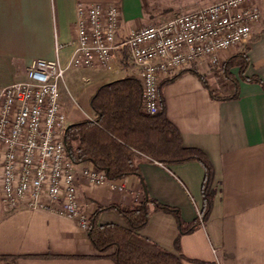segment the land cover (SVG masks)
Returning <instances> with one entry per match:
<instances>
[{
	"label": "crops",
	"instance_id": "obj_1",
	"mask_svg": "<svg viewBox=\"0 0 264 264\" xmlns=\"http://www.w3.org/2000/svg\"><path fill=\"white\" fill-rule=\"evenodd\" d=\"M260 7L263 0H256ZM117 4L121 7L120 35L145 24L143 0H0V86L25 79L27 67L37 58L57 59L64 68L61 104L68 125L95 120L91 99L104 84L133 76L127 55L110 70L73 68L76 46L73 30L79 4ZM246 52L247 77L239 67L232 73L238 87L229 83L222 95L206 62L181 69L161 88L165 115L177 128L184 147L202 150L214 176V196L205 222L179 237L176 217L152 211L139 234L182 258L183 264H264V26L260 23L250 41L222 53L226 60ZM191 69L196 70L195 73ZM202 75L209 87H206ZM211 92L214 94L212 95ZM151 198L179 209L192 222L203 207L205 169L189 160L162 164L144 157L137 160ZM125 184L123 189L117 185ZM142 183L130 175L112 184L91 186L82 182L80 202L90 216L100 206L133 207L142 198ZM98 224L126 226L114 209L99 213ZM178 239V242H177ZM48 256V257H46ZM0 264H116L91 243L88 231L66 217L41 209L5 212L0 196Z\"/></svg>",
	"mask_w": 264,
	"mask_h": 264
},
{
	"label": "built area",
	"instance_id": "obj_2",
	"mask_svg": "<svg viewBox=\"0 0 264 264\" xmlns=\"http://www.w3.org/2000/svg\"><path fill=\"white\" fill-rule=\"evenodd\" d=\"M261 19L256 0H217L120 35L119 5L79 4L71 66L110 70L126 54L141 84L142 111L156 115L163 109L164 80L204 62L220 66L222 53L248 43ZM63 75L57 59L37 58L24 80L0 86V196L5 212L46 210L88 231L91 216L81 205L79 187L112 181L94 164L67 156Z\"/></svg>",
	"mask_w": 264,
	"mask_h": 264
},
{
	"label": "trees",
	"instance_id": "obj_3",
	"mask_svg": "<svg viewBox=\"0 0 264 264\" xmlns=\"http://www.w3.org/2000/svg\"><path fill=\"white\" fill-rule=\"evenodd\" d=\"M248 62L246 52H241L227 58L220 70L215 71V81L222 93L219 99L236 96L230 95L228 90L229 83L235 88L239 84L231 71L233 67H239V75L243 80L262 83L257 76L245 75ZM200 77L205 86L209 87L206 79L202 75ZM163 83L164 81L161 88ZM211 94L214 95L212 92ZM91 106L97 115L95 120L73 123L65 130L68 158L76 163L87 161L94 164L105 171L111 181L136 175L143 186L142 198L131 208L122 209L116 204L98 207L91 216L88 230L91 243L97 251L111 257L116 264H183L181 257L141 236L139 231L147 224L152 211L173 214L178 221L179 237L205 222L214 196L211 187L214 170L208 156L198 148L182 145L177 128L165 115L164 105L156 115L142 111L141 84L133 76L102 85L92 97ZM141 157L162 164L189 160L201 162L205 169L203 207L194 221H183L178 208L162 204L149 196L137 164ZM106 209L116 210L126 226L98 224L99 213ZM111 249L113 251L109 253Z\"/></svg>",
	"mask_w": 264,
	"mask_h": 264
},
{
	"label": "rangeland",
	"instance_id": "obj_4",
	"mask_svg": "<svg viewBox=\"0 0 264 264\" xmlns=\"http://www.w3.org/2000/svg\"><path fill=\"white\" fill-rule=\"evenodd\" d=\"M214 1L217 0H143V6H144L146 22L149 24H154L168 20L177 12L196 10L203 6L211 4ZM261 6L264 5L261 4ZM260 8L262 10V19L260 23L264 26V7H260ZM224 61L225 60L222 58L221 65L212 68L214 80H215V75H214L215 71L220 70ZM112 251L113 249H111L109 253H111Z\"/></svg>",
	"mask_w": 264,
	"mask_h": 264
}]
</instances>
